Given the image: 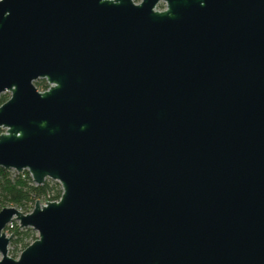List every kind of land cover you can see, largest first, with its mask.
<instances>
[{
  "label": "water",
  "instance_id": "95a60500",
  "mask_svg": "<svg viewBox=\"0 0 264 264\" xmlns=\"http://www.w3.org/2000/svg\"><path fill=\"white\" fill-rule=\"evenodd\" d=\"M4 93L0 264H264V0H0Z\"/></svg>",
  "mask_w": 264,
  "mask_h": 264
},
{
  "label": "trees",
  "instance_id": "16d2710c",
  "mask_svg": "<svg viewBox=\"0 0 264 264\" xmlns=\"http://www.w3.org/2000/svg\"><path fill=\"white\" fill-rule=\"evenodd\" d=\"M43 84V82H41ZM44 88L46 86L43 84ZM6 100L4 95H0V104ZM2 130L0 129V133ZM60 188L58 184H52L50 181H44L42 185L35 186L27 172L17 174L11 170L0 168V210L5 207H14L22 214L30 212L34 201L39 200L41 203L57 201L60 196ZM16 228V229H15ZM12 243L22 244L24 249L28 243L25 240L33 237L32 230L18 229L13 225L11 230Z\"/></svg>",
  "mask_w": 264,
  "mask_h": 264
},
{
  "label": "rangeland",
  "instance_id": "374dc122",
  "mask_svg": "<svg viewBox=\"0 0 264 264\" xmlns=\"http://www.w3.org/2000/svg\"><path fill=\"white\" fill-rule=\"evenodd\" d=\"M139 1H140V0H132V2L135 3V4L139 3ZM163 9H164V4L160 3V4L158 5V7H157L156 10H157V11H158V10L161 11V10H163ZM41 82H43V84L46 86V89H47V87H48V85L45 83L44 80H40V79H38V80H36L35 82H33V85H34V87L36 88V90H37L38 92H42V91L45 90V88H44V86H43V84H42ZM3 95L6 97V99L9 97V94H8V93H4ZM2 132H3V130H2ZM2 132H1V133H2ZM45 181H47V180H45ZM48 181H50L52 184H58V183H56L55 181H51V180H48ZM59 188H60V187H59ZM30 211H31V210H30ZM16 226H17V223H16ZM32 232H33V231H32ZM10 233H11V232H10ZM6 234L9 236V233H6ZM8 236H7V237H8ZM11 237H12V235H11ZM33 237L36 239V234H35V232H33ZM35 239H34V240H35ZM32 241H33V239H32V238H29V239L25 240L23 243H28V244H30ZM21 248H22V244H21V245L13 244V243H12V238H11V240L9 241V243H8V245H7V248H6V255H7L8 257L12 258V259L17 258L18 251H19V249H21Z\"/></svg>",
  "mask_w": 264,
  "mask_h": 264
},
{
  "label": "built area",
  "instance_id": "2783aa9c",
  "mask_svg": "<svg viewBox=\"0 0 264 264\" xmlns=\"http://www.w3.org/2000/svg\"><path fill=\"white\" fill-rule=\"evenodd\" d=\"M132 1V0H131ZM140 2V1H139ZM133 4H135V3H133ZM138 4V3H137ZM158 7V6H157ZM157 7L155 8V9H157ZM159 11V10H158ZM29 213V212H28ZM13 225H16V222H10V223H8L7 225H6V227H5V229H4V234H5V236L7 237L8 235L6 234V233H9L10 234V232H11V230H12V228H13ZM23 249H19V251H18V254H17V257L19 256V254L21 253V251H22ZM14 259H16V258H14Z\"/></svg>",
  "mask_w": 264,
  "mask_h": 264
}]
</instances>
